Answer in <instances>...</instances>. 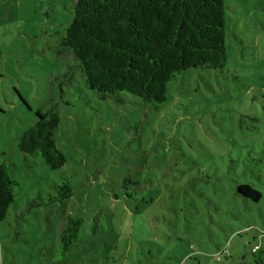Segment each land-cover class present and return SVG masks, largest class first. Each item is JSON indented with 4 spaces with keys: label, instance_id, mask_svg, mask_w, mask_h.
I'll return each mask as SVG.
<instances>
[{
    "label": "rangeland",
    "instance_id": "374dc122",
    "mask_svg": "<svg viewBox=\"0 0 264 264\" xmlns=\"http://www.w3.org/2000/svg\"><path fill=\"white\" fill-rule=\"evenodd\" d=\"M226 1L225 66L185 72L158 112L99 99L73 69L54 131L65 164L50 170L17 138L73 64L55 47L74 0H0V155L20 184L0 223V264H240L264 251V0ZM62 177L71 197L39 204ZM66 214L82 218L84 242L59 258Z\"/></svg>",
    "mask_w": 264,
    "mask_h": 264
},
{
    "label": "trees",
    "instance_id": "16d2710c",
    "mask_svg": "<svg viewBox=\"0 0 264 264\" xmlns=\"http://www.w3.org/2000/svg\"><path fill=\"white\" fill-rule=\"evenodd\" d=\"M227 11L226 0H74L72 19L55 47L57 55H69L73 64L50 82L47 101L34 112L33 124L17 138L18 151L37 154L50 170L65 164L54 131L59 123L62 85L70 84L75 68L83 87L99 99L122 104L125 97L136 98L156 112L165 101L168 85L188 70H221L227 61ZM2 156L0 223L20 186ZM129 185H137V181L124 178L123 186ZM53 189L45 202L38 199L39 204L57 206L72 195L65 177ZM236 190L254 203L261 197L246 184H239ZM124 196L133 194L125 192ZM63 222L59 258L84 242L82 218L66 214ZM240 264H264V251L256 247L250 260Z\"/></svg>",
    "mask_w": 264,
    "mask_h": 264
}]
</instances>
